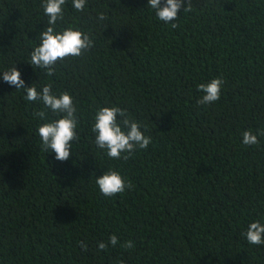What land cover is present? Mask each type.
Masks as SVG:
<instances>
[{
	"label": "trees",
	"instance_id": "obj_1",
	"mask_svg": "<svg viewBox=\"0 0 264 264\" xmlns=\"http://www.w3.org/2000/svg\"><path fill=\"white\" fill-rule=\"evenodd\" d=\"M42 3L0 0V264H264V245L242 235L264 223V0H190L176 28L148 0H87L83 12L66 0L57 31L80 29L94 47L51 76L29 63ZM13 66L26 87L72 96L69 160L43 150L38 126L58 117L3 81ZM218 77L220 99L198 104L197 86ZM113 106L151 138L127 161L94 143L96 111ZM249 130L258 145L242 143ZM108 170L133 187L105 197L95 181Z\"/></svg>",
	"mask_w": 264,
	"mask_h": 264
},
{
	"label": "clouds",
	"instance_id": "obj_2",
	"mask_svg": "<svg viewBox=\"0 0 264 264\" xmlns=\"http://www.w3.org/2000/svg\"><path fill=\"white\" fill-rule=\"evenodd\" d=\"M187 3V7L185 4ZM66 0H43L41 7L47 17L48 26L38 37L40 43L30 53L29 63L34 67L45 70L48 76L55 72V65L59 61L68 58L80 57L84 52L94 47V40L89 34L74 27H66L57 31L58 21L64 20V5ZM87 0H72V7L77 12L85 10ZM148 7L155 10L158 20L171 24L172 28L178 27L173 23L178 19L181 9L184 12L191 11L190 0H148ZM98 20H106L107 14L100 12ZM3 73V81L17 90L24 89L26 95L24 100L28 102L41 101L45 109L57 115V119L38 126V135L42 141V148L45 151L54 152L57 161L65 162L71 158V147L77 135L78 118L76 106L72 96L61 93L59 96L52 92V85L47 84L40 91L35 86L26 87L21 72L16 66L11 67ZM224 84L223 78H214L207 84L201 83L197 86L203 94L197 101L201 105H210L220 99L221 88ZM35 116L45 119V111L34 113ZM119 117V119H118ZM91 131L95 134V145L104 150L109 159L127 161L136 149L146 150L151 143V138L141 130L139 122L128 117L126 109L118 106L102 107L94 116V124ZM264 136V130L259 132ZM244 145H258L257 135L250 130L243 132ZM100 192L105 197H114L123 194L127 189L133 187L131 181L126 182L119 171L108 170L102 176L96 178ZM242 235L250 245H264V223L260 221L251 222ZM80 246L87 251V244L79 242ZM109 243L115 246L118 243L116 235L109 238ZM126 249L134 248V242L128 240L122 245ZM108 244L100 242L99 251H104Z\"/></svg>",
	"mask_w": 264,
	"mask_h": 264
}]
</instances>
